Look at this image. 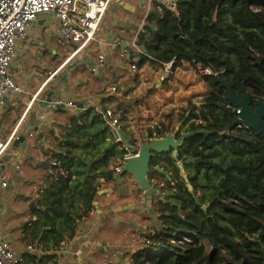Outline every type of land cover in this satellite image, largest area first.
Returning <instances> with one entry per match:
<instances>
[{"label":"trees","instance_id":"1","mask_svg":"<svg viewBox=\"0 0 264 264\" xmlns=\"http://www.w3.org/2000/svg\"><path fill=\"white\" fill-rule=\"evenodd\" d=\"M138 43L146 54L138 61L130 57L136 69L145 64L164 69L173 62L172 78L184 63H197L219 76L202 77L209 92L199 107L190 105L181 115L187 133L199 132L185 140L182 159L194 172L190 180L200 203L190 195L187 205L183 196L187 220L183 222V214L175 217L172 238L145 243L134 255L135 264H264V135L238 128L243 125L238 110L218 82L221 77L233 83L239 99L251 93L254 110L264 99V87L255 77L264 80V0H177L174 9L165 7L147 17ZM115 100L112 95L102 106L79 111L61 138L53 130L44 133L54 149L42 144L43 153L49 162L61 163L67 176L46 177L34 201L33 215L41 218L36 221L35 216L24 227L21 242L26 248L59 254L93 217L103 180L113 179L109 164L122 161L125 154L123 143L107 150L112 133L104 103ZM130 108L110 110L136 144L126 125ZM157 127L147 132L150 138L154 133L163 136L170 123ZM183 237L188 241H181ZM58 254L38 258L43 264H59ZM22 256V264L37 261L32 253Z\"/></svg>","mask_w":264,"mask_h":264},{"label":"crops","instance_id":"2","mask_svg":"<svg viewBox=\"0 0 264 264\" xmlns=\"http://www.w3.org/2000/svg\"><path fill=\"white\" fill-rule=\"evenodd\" d=\"M128 1L131 6L129 10ZM132 1H114L98 33L97 41L81 57V60L84 58L86 62L77 65L75 68L71 66L66 69L72 60H70L71 57H65L66 59H64L63 56L64 53L67 56V50H69L68 47L70 45L59 37L56 30L57 21L52 16L50 18L43 16L36 20L29 28L26 39L18 45L17 55L9 74L19 86L26 90V93L11 92L0 99V134H5L14 129L19 123H22L20 131L22 130L21 135L27 136V144L22 147L21 154L12 147L11 151L3 159V166L0 167V239L13 241L20 255L24 252L35 254L34 251H29L28 247L25 248L22 246L23 244H18L17 242H20L23 237L25 225L27 223L30 224L34 219L28 209L27 196L29 193L25 191L23 185L29 180V183L36 185L34 187L37 189L41 175H46L49 169V166L44 168L40 166L42 161L49 163V156L44 154L41 148L42 139L39 138L38 134H32L37 127L36 122L40 119V115L52 112L50 108L55 107V111L51 115V127L47 130H53L56 133V138H61L71 118L82 110L79 107L80 104H85L83 110L91 103L102 106L104 99L116 95L118 100L108 101L104 104L113 110L132 105L133 108H130L132 114L128 116L126 125L129 127L133 125L132 127L141 129L148 127L154 129V126H158L160 122L169 123L168 120L165 121L166 118L162 117V115L165 114L166 108L173 104L170 98L176 97L174 93L189 94L192 90L198 92L201 88L204 89L206 87L203 81H198L192 89H187L182 85L185 82L183 77H181L182 79L176 77L164 79V69L160 66L145 64L135 71L132 70L130 58L125 55L124 48L120 44L116 46V44L108 40L110 34L123 32V36L118 35L117 37L119 43L127 40L133 48L134 35L139 25L146 18V8L144 0ZM55 38H57L60 45L54 42ZM103 40L106 41L108 46L106 54L102 53L103 47L98 45ZM36 52L41 54V56L37 55V60ZM101 55L105 56L108 69L96 75L100 67L98 61ZM131 57L137 61L139 60L135 54H132ZM36 64H42V67H38ZM92 64L94 65L92 66ZM126 67L130 70L126 71ZM181 68L177 71V74L179 72L183 73L184 68H187L188 77L197 76V72L190 67V64L184 63ZM27 70L35 72L28 75L25 74ZM66 70L69 71V75L64 80L60 74ZM15 71L16 73L14 74ZM59 77L61 80L55 81L51 86L52 80ZM201 84H203V87H201ZM111 87L122 91L120 90L121 93L119 95L114 94L110 90ZM53 89L62 92V96L57 100V103H64V107L58 104H49L47 107H42V103L46 101L47 95ZM37 94L39 96L33 108L26 112L28 101ZM198 95L195 96L197 97ZM168 99L171 102L163 106V103ZM69 102L77 104V108L75 110L68 108L67 104ZM183 108H185V105L181 104L180 109ZM179 112H175V120H177ZM110 130L112 132V129ZM44 140L48 145V148L45 147L46 149H54L50 144V140H46L45 136ZM51 143L55 144L52 140ZM20 160H23V164L20 169H16V165ZM38 171H40L38 176H31ZM5 181L8 182L6 188L3 187ZM13 203H15L16 210L13 209ZM25 203H28L27 206H25ZM8 212H11V215H8ZM89 226L93 227V224H89V221H87L82 224L81 230L86 227L84 231L88 234L90 232V230H87ZM41 254L39 249L36 252V258L41 256ZM56 255L52 253L50 256L55 257Z\"/></svg>","mask_w":264,"mask_h":264},{"label":"flooded vegetation","instance_id":"3","mask_svg":"<svg viewBox=\"0 0 264 264\" xmlns=\"http://www.w3.org/2000/svg\"><path fill=\"white\" fill-rule=\"evenodd\" d=\"M69 45L71 46V44ZM82 61V64H84V59ZM262 101H264V99ZM173 125L175 128H172ZM167 133L174 134L176 141H179L183 135L189 134L186 132V126H183V122L180 120L179 125H177V121L171 122ZM167 133H164L163 136H159L158 138L165 137ZM131 134H134L138 139L136 144H133L131 139L130 144L133 147L136 146L137 150L134 151V154H131L128 151V146L123 143L124 146L120 148V150L125 151L124 158L122 161L115 162V166L110 169L114 180L107 181L113 183L112 188L105 189L106 191L103 192L104 196L107 198L106 207L102 209H99V207L96 209L95 207V213L89 220V224H93L92 234L91 232L87 234V232L84 231L86 230V226L85 229L82 228L83 233H86V238L84 239L82 237L83 239L80 238V240H78H84L82 245L89 241L92 243L97 242L98 245H100H91L89 249V253L93 255H95L97 251L104 254L102 256L104 259L98 264H135L134 255L145 243L151 245L155 242V239L157 242H162L165 240L164 237L167 239L172 238L175 233V227L172 224L175 217H181L183 214V222L187 220L185 211L183 210V205L185 204V202L182 201L183 196L188 202L187 205L190 204V195L194 197L197 204L200 203V194L196 193L190 180L194 172L184 165V160L182 159L185 154L184 152L187 150L185 141L178 145L177 160H175L173 156L174 150L168 153L154 155L150 163L147 179L148 185L147 187H142L134 176L122 172V162L128 155L139 156L143 145L149 143L152 139H147L149 134H142V131L137 134ZM137 135H140L141 138H138ZM155 136L156 135H154V137ZM179 164H181V166H179ZM117 168H121L120 171H117ZM117 175H120L121 182L116 180ZM103 182L105 181L103 180ZM103 189L104 188L101 190L103 191ZM102 191H100V193ZM40 192V188L35 189L34 187L33 191L28 194V196L32 197L27 198L29 202L28 209L31 211L30 213H32V215L33 212L36 211V206L30 208V205L32 203L34 204ZM99 211H101V213H99ZM121 214H123V216H120ZM32 217L35 218L34 215ZM107 221L112 222V230L113 232H118L120 238L117 242H112L113 244L108 241L104 246V242L101 243L97 238H100L98 234L102 235L104 231L111 229L107 228ZM131 231L136 234L129 236ZM80 235L82 236L83 234L81 233ZM136 236L140 239L138 240L136 238L140 246L134 248V244L127 243V240L134 239ZM78 241L77 238H75L67 247L72 248V245H76ZM181 241L188 240L183 237ZM28 250L35 252L37 249L29 247ZM111 250H114L113 254L110 253ZM62 253L64 254V251L60 254ZM50 255H52V253H50ZM50 255L41 254V257H49ZM34 256L36 257V255ZM126 256L128 258H126ZM39 259L41 258H36L37 261L31 264H43L42 260ZM95 263L97 264V261L94 259H88L86 264Z\"/></svg>","mask_w":264,"mask_h":264},{"label":"built area","instance_id":"4","mask_svg":"<svg viewBox=\"0 0 264 264\" xmlns=\"http://www.w3.org/2000/svg\"><path fill=\"white\" fill-rule=\"evenodd\" d=\"M115 0H0V99L7 96L11 92L25 94L26 90L19 86L11 77L10 70L13 61L17 55V48L21 41L27 37V32L31 25L38 20L39 16L50 15L57 21V33L59 37L69 44L77 46V50L73 51L70 60L76 58L79 54L86 52L97 41L98 33L102 27L104 19L109 12ZM177 0H144L146 8V18L139 25L134 35L133 49L144 55L140 46L137 44L139 36L147 22V17L151 13H161L165 7L174 9ZM106 41H102L98 45H106ZM77 54V55H76ZM106 54V53H105ZM76 55V56H75ZM84 59V58H83ZM99 66L106 64L105 56L101 55L98 61ZM194 70L204 76H212L219 74L214 73L211 69H205L200 64L195 63ZM173 62L165 65L164 79L170 78L172 75ZM132 70H136V66H132ZM111 92L119 95L121 93L115 87H111ZM39 94L34 95L33 99L27 103L26 112H29L37 100ZM58 105L61 104L57 103ZM94 106L91 103L89 106ZM68 108L76 109L77 104L69 102ZM52 112L40 115L41 125L38 134H44L51 127L52 114L55 107L50 108ZM104 118L110 129L120 128L119 121L114 118L112 111L109 109L103 113ZM44 118V119H43ZM19 123L14 129L0 134V167L3 166L4 157L10 152L16 140L21 138ZM239 129L247 128L244 124L238 126ZM33 136V135H31ZM126 159L122 162L124 166ZM43 162V161H42ZM41 162V163H42ZM40 163V165H41ZM23 160L18 161L16 169H20ZM39 164V162H38ZM50 166L46 175H41L38 188L46 185V177L50 176L53 180L59 176H67L61 163L56 160L49 162ZM121 168H117L120 171ZM8 182L3 183V187H7ZM35 219V218H34ZM33 219V220H34ZM23 256L14 248L13 241L9 239H0V264H22Z\"/></svg>","mask_w":264,"mask_h":264},{"label":"water","instance_id":"5","mask_svg":"<svg viewBox=\"0 0 264 264\" xmlns=\"http://www.w3.org/2000/svg\"><path fill=\"white\" fill-rule=\"evenodd\" d=\"M51 17L50 15H42ZM119 26V24H118ZM123 32H115L113 35L110 34V37L108 40L112 41L116 46H122L124 48V53L127 56V58H130L132 54H135L137 58H139L140 53L135 52V49H133L127 40H123L119 43L118 41V35L123 36ZM122 38V37H121ZM107 40V39H106ZM139 45V43L137 42ZM140 46V45H139ZM103 51L102 53L106 52V46H102ZM70 48L72 51L77 50V46L74 44H71ZM143 54H146V48L144 46H140ZM77 55V54H76ZM75 55V56H76ZM86 62V59H84V63ZM83 61L81 59L75 61V63L72 65L73 68L77 67V65H81ZM94 64H92L93 66ZM106 69H108V65L105 64L104 66H101L98 68V71L96 72V75L99 73L104 72ZM126 71H129V68H125ZM69 71L66 70L60 76L62 79L66 80L68 77ZM257 82L264 87V80H262L260 77L256 76ZM218 82L221 83V87L227 90L228 96L227 101L231 106H234L238 110L239 119L240 121L247 127V129L256 131L259 135H264V101H259L257 103V108L254 110L252 108V95L251 93H247L242 99H239L235 92H234V84L233 83H225L221 77L218 78ZM62 96V92L58 90H52L48 95L45 102L42 103V107H47L49 104H56L57 100ZM85 104H80L79 107L83 110ZM60 106L64 107V103H61ZM59 106V107H60ZM37 127L32 132V134H38L39 125L41 124L40 119L36 122ZM199 132H193L186 135H183L179 141H176V137L174 134L167 133L165 137L161 138H154L149 143H146L143 145L139 156L135 155H128V159H126V162L123 166L122 172L129 173L132 176L136 178V180L141 184L142 187H147L148 185V173L150 170V163L152 158L155 154L160 155L164 153L171 152L174 150L173 156L174 159L177 160L178 155V145L182 144L186 139L198 134ZM39 138L42 139V142L46 148H48V145L46 144V141L44 140L43 134H38ZM120 143H124L126 146H128V151L131 154H134V151H136V146L133 147L131 144V138L121 129V128H115L112 130V140L110 141L107 150H110L113 146L118 145ZM27 144V136L22 135L21 138L16 140L13 144V148L17 149L19 151V154H21L22 147H24ZM106 155V152L103 154ZM41 167H48L50 164L47 161H43L40 165ZM181 166V164H179ZM116 180L121 182L120 175L116 176ZM100 196V193H99ZM98 196V197H99ZM35 205L32 203L30 205V208H33ZM96 209H98V203H95ZM101 213V211H99ZM83 234L82 236L80 234ZM86 238V233H83L81 230L79 235L77 236V240H80V238ZM82 238V239H83ZM91 245L94 246H100L97 242H87L84 245H82V250L79 252V255H84L86 252H89V249L91 248ZM68 249V247H67ZM58 254V253H57ZM91 254V253H90ZM65 253L63 254L64 257Z\"/></svg>","mask_w":264,"mask_h":264},{"label":"rangeland","instance_id":"6","mask_svg":"<svg viewBox=\"0 0 264 264\" xmlns=\"http://www.w3.org/2000/svg\"><path fill=\"white\" fill-rule=\"evenodd\" d=\"M132 1V0H131ZM136 2H138L139 0H135ZM132 2H134V1H132ZM135 3V2H134ZM127 4H128V10L131 8V6H130V3H129V1L127 2ZM256 10H261V9H259V8H256ZM143 20V19H142ZM57 45L59 44L60 45V43L58 42V40H57V38H55V41H54ZM64 49V48H63ZM68 49L69 50H67V56L65 55V53H64V59H66V58H70L71 56H73V51H72V49L70 48V47H68ZM71 50V51H70ZM37 54H36V60L38 59V56L37 55H40L41 56V54H39V52H36ZM83 53H85V52H83ZM83 53H81V54H79L76 58H74L71 62H70V64L69 65H67V67H66V69H69L74 63H75V60H77V59H81V57L83 56ZM66 57V58H65ZM36 66H38V67H42V64H36ZM190 67L191 68H193L194 69V66L193 65H191L190 64ZM185 70L183 71V73H181V72H179L178 74H177V72H176V75H174L172 78H179V79H182L181 77H183V79H184V83L182 84L183 85V87L185 88H187V89H192V87H194L195 85H196V83L198 82V81H202V76L199 74V72H197L196 74H197V76H195V77H188V72H187V68H184ZM181 70H183L182 68H181ZM35 71H32V70H27V71H25V74H31V73H34ZM16 73V71L14 72V74ZM46 74V73H45ZM171 78V79H172ZM41 79V78H40ZM61 80V78L59 77V78H56L55 80H52V82L50 83V85L52 86L53 84H54V82L55 81H60ZM181 81V80H180ZM201 87H203V84H201ZM208 90V88L207 87H205L204 89L203 88H201L198 92H195V90H192L189 94H187V93H174L175 95H176V97L175 98H170L172 101H173V104L172 105H170L169 107H167L166 108V112H165V114H163L162 115V117H165L166 118V120L165 121H169V123H171V122H174V121H177V125H179V120L181 121V115H182V113H183V111H186L187 109H188V107L190 106V105H193V104H195V105H198V107L200 106V103H201V101H202V96L203 95H205L206 93H208L209 92V90ZM199 94L197 97L195 96V95H197V94ZM202 98V99H201ZM190 100V101H189ZM189 101V102H188ZM198 103V104H197ZM181 104L182 105H185V108H183V109H180V106H181ZM176 111H180L179 113H178V118H177V120H175L174 119V115H175V112ZM176 116V115H175ZM44 119V118H43ZM162 125H164V122H160L159 124H158V127L157 126H154V127H157V128H162ZM133 126V125H132ZM132 126H130L129 128H130V130H129V132L130 133H135V134H137V133H139L140 131H143L144 133H147L148 131L150 132V131H152L153 129H151V128H143V129H141V128H139V127H132ZM172 128H175V126L173 125L172 126ZM187 128V127H186ZM154 131V130H153ZM153 135H156V133H154ZM137 137L138 138H141V136L140 135H137ZM154 138H158V137H154ZM154 138H150L149 137V135H148V137H147V139H154ZM149 142V141H148ZM139 144H142V143H139ZM11 151V150H10ZM119 162V161H118ZM117 163V162H116ZM115 166V162H113V163H111V165L109 164V169H112L113 167ZM40 171H38L37 173H35V174H32L31 176L32 177H35V176H38V173H39ZM112 182H107V181H105V182H103V184H102V188H104L103 189V191L100 193V196L98 197V199H97V203H98V207H99V209H102V208H105L106 207V197L104 196V194H103V192L104 191H106L105 189H109V188H112ZM24 189H25V191L26 192H28V193H30L31 192V190H32V188L34 187V186H36V185H33V184H31V183H29V180H27L25 183H24ZM13 190V189H12ZM27 197H29V198H32L31 196H27ZM26 198V197H25ZM23 199H24V197H23ZM24 201V200H23ZM27 204L28 203H25V206H27ZM13 209L14 210H16V206H15V203H13ZM8 215H11V212H8L7 213ZM36 221H39L40 220V218H41V215L39 214V213H36ZM120 216H123V214H121ZM39 223V222H38ZM107 228H111L110 230H106V231H104L103 233H102V235L100 234H98V236L100 237V238H97V239H99V241L102 243V242H104L103 243V245L105 246L106 245V243L108 242V241H110L111 242V244H113L112 242H117L118 240H119V238H120V235H119V233L118 232H113V230H112V222L111 221H107ZM87 230H90V232H91V234H92V232H93V227H90L89 226V228L87 229ZM136 233L135 232H130V234H129V236H131V235H135ZM90 236V235H89ZM102 238V239H101ZM136 238L138 239V240H140L139 239V237L138 236H136L134 239H130V240H127V243H129V244H134V248H136V247H139L140 246V244H139V242L136 240ZM133 242H132V241ZM18 242V244H22V242L20 241H17ZM85 244V243H84ZM83 244V245H84ZM13 245H14V248L16 249V245H15V243H13ZM23 247H25L26 248V246H25V244H23L22 245ZM73 247L72 248H68L67 250L65 249L64 250V253H65V255H64V257H63V253L62 254H58L59 255V257H60V260H59V264H86L87 263V261H88V259H90V260H92V259H94L95 261H97V264L101 261V260H103L104 258L102 257L104 254L103 253H99L98 251L95 253V255H93V254H90L89 252H86L84 255L82 254L81 256L79 255V252L82 250V242H78L76 245H72ZM210 250H211V248L209 247V252H210ZM38 250H36L35 251V254L34 253H32V255H36V252H37ZM113 251L114 250H111V254H113ZM39 253V252H38ZM94 253V252H93ZM63 257V258H62ZM126 258H128L127 256H126ZM97 259V260H96ZM96 264V263H95Z\"/></svg>","mask_w":264,"mask_h":264}]
</instances>
